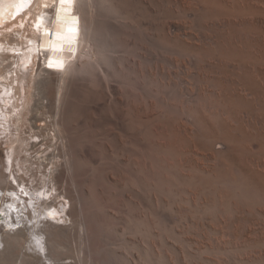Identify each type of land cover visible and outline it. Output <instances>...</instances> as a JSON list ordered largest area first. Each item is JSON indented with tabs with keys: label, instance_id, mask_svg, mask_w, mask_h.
Listing matches in <instances>:
<instances>
[{
	"label": "rangeland",
	"instance_id": "obj_1",
	"mask_svg": "<svg viewBox=\"0 0 264 264\" xmlns=\"http://www.w3.org/2000/svg\"><path fill=\"white\" fill-rule=\"evenodd\" d=\"M81 9L93 54L53 76L67 82L61 99L52 87L25 116L39 132L32 161L46 152L42 164L55 158L62 171L51 189L69 237L51 260L0 214V251L12 257L0 263L264 264V0H82ZM35 114L42 132L30 129ZM7 235L22 241L9 249Z\"/></svg>",
	"mask_w": 264,
	"mask_h": 264
},
{
	"label": "bare ground",
	"instance_id": "obj_2",
	"mask_svg": "<svg viewBox=\"0 0 264 264\" xmlns=\"http://www.w3.org/2000/svg\"><path fill=\"white\" fill-rule=\"evenodd\" d=\"M81 3L82 0H0V143H4L2 148L6 158V160L4 159L6 164L4 165V160L2 162L0 154V166L2 170L0 172V187L4 193V196L2 198L0 197V214L5 219V222L18 223L22 226L21 230H27L32 238V242H34V239L38 240V244L43 249V253L50 258H55L56 254L62 252L59 253V250L63 247L62 240L69 237L68 233L71 227L66 224L68 222L67 217L65 216L66 218H63L65 214L60 217V213L62 212L57 209L60 207H56L58 206V203L55 201L56 195L51 189V184L54 187L56 186L57 180H60L59 178L56 180V174L62 171H57V165L59 166V164L53 160L55 158L49 159L50 161L48 160V163L51 164L49 169H47L45 164H42L49 158L48 156H44V154L49 155L46 152L40 155L41 160L32 161L33 159L28 147L31 146L33 148L37 145L33 138L38 136L39 132H32V130L28 132L26 130V119L28 118L29 120V117L26 118L25 116L31 111L32 101L38 99L36 97L37 99L34 100L35 96L39 94L43 96L52 87H58L59 99H61V90L67 82L63 77L55 79L53 76L66 72L70 64L83 55V51H86V58L93 51L91 49L94 43L92 42V36L86 32L84 12H82ZM86 48L87 50H85ZM42 59L46 66L43 65L40 69L36 68ZM39 99L37 103H39ZM37 103L35 107H39ZM35 107L34 109H36ZM36 114V119L34 120L32 118L34 121L32 122L31 120L32 125L29 128H34L35 130L40 128L42 132L44 128L37 121L43 118H38L39 116ZM60 133L58 131L55 132V138H57L58 142L55 143L56 145L64 139ZM63 145L65 144L63 143ZM4 153L2 152V154ZM64 160L67 161L66 159ZM8 171L9 173H6ZM20 172L30 174V185L28 184L29 182H25L26 180L22 174L20 175ZM47 218L57 222L50 221ZM24 220L27 222L25 225ZM38 221L45 222V225L43 226L41 224L43 226L41 227L37 224ZM83 221H78L81 236L83 234ZM62 222L65 223L63 224ZM13 235L4 236L5 238L2 239L3 242L8 243L10 248L8 245L5 247L9 249L13 248L14 246L12 247V245L16 243L14 242L13 244L11 242L12 240L17 241V243L22 241L20 235ZM6 251L7 248L5 254L9 252L8 254L10 256L11 251ZM2 252L4 251H0V257L3 258L4 256L7 259L8 257L2 255ZM51 260L49 261L51 262ZM5 261L3 260V263ZM3 263L1 262L0 264ZM21 263L36 264L32 256H23ZM6 264L9 263L7 262Z\"/></svg>",
	"mask_w": 264,
	"mask_h": 264
}]
</instances>
